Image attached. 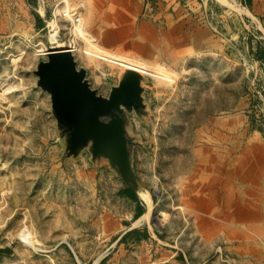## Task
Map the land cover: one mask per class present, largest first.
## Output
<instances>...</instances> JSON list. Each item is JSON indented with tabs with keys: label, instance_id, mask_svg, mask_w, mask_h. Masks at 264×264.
I'll list each match as a JSON object with an SVG mask.
<instances>
[{
	"label": "rangeland",
	"instance_id": "1",
	"mask_svg": "<svg viewBox=\"0 0 264 264\" xmlns=\"http://www.w3.org/2000/svg\"><path fill=\"white\" fill-rule=\"evenodd\" d=\"M130 1L0 0V264H264V0H144L182 22L179 50L101 29L100 10ZM51 30L105 96L128 68L105 56L145 68L148 116L131 119L151 206L88 150L64 157L34 73Z\"/></svg>",
	"mask_w": 264,
	"mask_h": 264
},
{
	"label": "water",
	"instance_id": "2",
	"mask_svg": "<svg viewBox=\"0 0 264 264\" xmlns=\"http://www.w3.org/2000/svg\"><path fill=\"white\" fill-rule=\"evenodd\" d=\"M47 55L34 73L37 85L50 94L64 157L77 159L88 150L93 163H106L140 200L146 192L153 202L151 190L133 165L135 147L141 143L132 131L131 115L141 120L148 116L143 95L146 76L121 67L118 84L105 96L92 87L86 68L78 66L71 50H49ZM10 251L9 246L0 248Z\"/></svg>",
	"mask_w": 264,
	"mask_h": 264
},
{
	"label": "crops",
	"instance_id": "3",
	"mask_svg": "<svg viewBox=\"0 0 264 264\" xmlns=\"http://www.w3.org/2000/svg\"><path fill=\"white\" fill-rule=\"evenodd\" d=\"M142 2H144V0H131L129 4H127V8L124 6L121 7L123 10H100L103 20L102 23L104 25L101 29L108 31H135L139 35V38L148 37L146 32L154 34V30L166 32V35L169 34V36H171V40L174 39L175 41L176 37L177 39L181 38L183 40L182 43H172L174 48L179 50L180 48L187 49L190 47L191 43H188L190 40L189 34L186 32L187 30L179 19H176L172 13L169 11L167 12V10H157L153 18H147L146 10H140L143 4ZM123 3H126V1H123ZM143 11L145 13H143ZM106 43L111 46L114 42L111 39H107Z\"/></svg>",
	"mask_w": 264,
	"mask_h": 264
},
{
	"label": "bare ground",
	"instance_id": "4",
	"mask_svg": "<svg viewBox=\"0 0 264 264\" xmlns=\"http://www.w3.org/2000/svg\"><path fill=\"white\" fill-rule=\"evenodd\" d=\"M41 6L43 7V5H41ZM62 13L63 14L64 13L67 14L68 10L62 11ZM75 21H79V19L76 18ZM52 27H53L52 30H55L56 26L52 25ZM50 37H51V42L53 43V44H51L52 46L50 47V50H54V51H66V50H71L72 51L73 50V48L71 47L72 43H68V42L60 39L61 37H59V34L56 31H52V33L50 34ZM105 57H107L108 59L112 60L113 62L119 63V64H121V65H123L125 67L135 68V69H138V70H141V71L142 70L145 71L144 67H142L140 65L133 64L132 62L127 61L126 59L124 60V59H121V58H118V57H109V56H105ZM144 196L147 199V202H149V205L151 206V204H150L151 203L150 196L147 193H144ZM237 213L240 215L239 210L237 211V209H236V213L230 212L229 216L237 214ZM250 215H252L251 210L246 211V212H242L241 216L234 215V217L236 218V221L242 222L243 219H245L246 217H249ZM146 218L148 219V217L146 216V217L141 218L140 221L142 220V222H143V221L147 220Z\"/></svg>",
	"mask_w": 264,
	"mask_h": 264
},
{
	"label": "trees",
	"instance_id": "5",
	"mask_svg": "<svg viewBox=\"0 0 264 264\" xmlns=\"http://www.w3.org/2000/svg\"><path fill=\"white\" fill-rule=\"evenodd\" d=\"M245 4L249 5L251 3L252 0H242ZM128 196H130L131 198H133L134 200L138 201L140 204V208L143 210V206H141V201L139 200V198L135 195V193L130 189V188H125L123 190ZM142 210L140 211V213L142 212ZM140 215V214H139ZM137 215V216H139ZM147 235V233H146Z\"/></svg>",
	"mask_w": 264,
	"mask_h": 264
}]
</instances>
